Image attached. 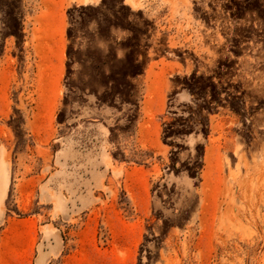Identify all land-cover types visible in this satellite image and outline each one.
I'll use <instances>...</instances> for the list:
<instances>
[{
  "label": "rangeland",
  "instance_id": "1",
  "mask_svg": "<svg viewBox=\"0 0 264 264\" xmlns=\"http://www.w3.org/2000/svg\"><path fill=\"white\" fill-rule=\"evenodd\" d=\"M0 58V264H264V0H0Z\"/></svg>",
  "mask_w": 264,
  "mask_h": 264
},
{
  "label": "crops",
  "instance_id": "2",
  "mask_svg": "<svg viewBox=\"0 0 264 264\" xmlns=\"http://www.w3.org/2000/svg\"><path fill=\"white\" fill-rule=\"evenodd\" d=\"M35 26L38 29H34L33 25H30L29 29H22L21 49L19 50L25 57L23 60L22 74H24L26 81H28V78L32 81L34 86L31 89L32 91L35 90L37 95H54L55 93L52 90L58 87V83L65 71L66 39L64 30L60 25L55 24L41 23L36 24ZM15 38L16 36L13 33V48ZM15 58L16 56L13 54V60ZM1 60L2 59L0 58V62ZM38 106L41 107V105ZM2 174V171H0V179ZM6 174L8 178L6 180L4 194L0 199V207L2 206L9 191V186L12 183V170L8 168ZM54 245V250L58 249L59 241H55ZM46 251L49 253V250ZM48 256L49 254H47V257ZM44 258L45 254L43 255L42 264H44ZM45 264L47 263L45 262Z\"/></svg>",
  "mask_w": 264,
  "mask_h": 264
}]
</instances>
